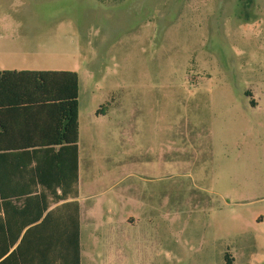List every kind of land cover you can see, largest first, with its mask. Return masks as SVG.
Listing matches in <instances>:
<instances>
[{"label":"rangeland","instance_id":"374dc122","mask_svg":"<svg viewBox=\"0 0 264 264\" xmlns=\"http://www.w3.org/2000/svg\"><path fill=\"white\" fill-rule=\"evenodd\" d=\"M0 70L78 74L82 264H264V0H0Z\"/></svg>","mask_w":264,"mask_h":264},{"label":"trees","instance_id":"16d2710c","mask_svg":"<svg viewBox=\"0 0 264 264\" xmlns=\"http://www.w3.org/2000/svg\"><path fill=\"white\" fill-rule=\"evenodd\" d=\"M78 93L76 71L0 70V264H80Z\"/></svg>","mask_w":264,"mask_h":264},{"label":"crops","instance_id":"0c3cea01","mask_svg":"<svg viewBox=\"0 0 264 264\" xmlns=\"http://www.w3.org/2000/svg\"><path fill=\"white\" fill-rule=\"evenodd\" d=\"M78 147V143H77ZM78 177H79V155H78ZM78 201V196L76 198ZM79 204V202H78ZM123 220V219H122ZM120 220V222L122 221ZM130 220L133 223V218H130ZM122 221L121 223H123ZM127 240H130V237H127ZM111 241V239H110ZM129 250V249H128ZM140 251L138 250H129L127 251L125 245L123 246H112V244L109 246V249L105 251L104 253L97 254L96 256H102L106 259L105 264H126L127 259L129 258H135L136 256L140 255ZM82 254H81V248H80V264H82Z\"/></svg>","mask_w":264,"mask_h":264}]
</instances>
